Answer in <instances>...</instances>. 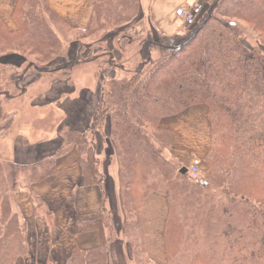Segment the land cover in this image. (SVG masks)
Wrapping results in <instances>:
<instances>
[{
	"label": "trees",
	"instance_id": "16d2710c",
	"mask_svg": "<svg viewBox=\"0 0 264 264\" xmlns=\"http://www.w3.org/2000/svg\"><path fill=\"white\" fill-rule=\"evenodd\" d=\"M95 1L91 21L80 33L88 32L95 20L101 0ZM207 3L197 23L185 33L147 34L139 45L140 61L132 71L115 63L110 51H104L111 58L110 64L123 68L126 74L104 80L89 132L60 130L62 140L55 156L76 146L84 185L103 189L101 159L93 135L98 131L107 138V125L120 163L121 192L130 194L134 201L150 171L166 176L171 170L154 140L153 133L169 131L159 126L161 118L206 104L213 138L206 157L209 170L196 180L180 173L182 182L173 183L169 193H163L169 202L165 230L168 264L196 244L203 236L201 222L217 208L224 237L218 252L208 256L204 250H189L179 258L185 259L180 264H264V0ZM14 16L19 25L16 32H10L0 20V56L14 53L24 62L33 57L22 74L11 77L15 89L22 94L25 88L21 83L30 69L61 72L67 79L73 64L82 58L51 67L47 63L61 56L70 27L50 10L46 0H18ZM121 17L128 24L134 14L125 13L110 22L117 25ZM252 34L254 42L248 39ZM154 50L159 52L156 58ZM8 93L0 90V118L2 95ZM55 163L54 157L32 166L28 181L52 175ZM15 166H7V175L0 179V264H15L30 252L27 223L13 207L19 175ZM210 190L220 192L223 201L219 207ZM106 200L103 191L102 214L77 224L81 233L99 231L102 244L75 248L64 264H113L110 251L118 234ZM139 229L143 232L141 219ZM143 253L148 257L145 243ZM149 261L148 257L145 263Z\"/></svg>",
	"mask_w": 264,
	"mask_h": 264
},
{
	"label": "crops",
	"instance_id": "0c3cea01",
	"mask_svg": "<svg viewBox=\"0 0 264 264\" xmlns=\"http://www.w3.org/2000/svg\"><path fill=\"white\" fill-rule=\"evenodd\" d=\"M199 1L201 0H141L142 18L149 29L162 35L183 34L188 25L184 24L176 10ZM46 2L50 10L70 27L71 33L84 31L88 27L96 4L95 0ZM17 4L18 0H0V20L10 32H16L19 28L14 16ZM113 46L111 50H114ZM111 50V53L114 52ZM102 53L97 55H105ZM3 58H6L5 54L0 56V67L9 66L11 62L4 61ZM74 65L67 79L61 78L60 73L56 72L28 70L21 83L25 85V90L21 94L16 89L13 98L18 103L28 102V106H3L4 118L0 121L2 161L31 168L55 157V171L52 175L33 182L26 180L25 175L19 179L13 207L27 223L29 242L35 253L47 259L52 256L56 264H64L75 248L88 249L102 244L99 231L81 233L77 224L102 214L103 191L107 195L106 206L111 209L113 202L119 204L120 195L119 162L114 159L113 152L107 153L108 138L98 131L94 132V138L97 154L101 159L103 189L100 186L84 185L81 156L76 146L63 155L55 156L62 140L60 130L67 128L89 132L104 80L126 74L124 67H115L105 58L81 59ZM48 108L56 113L50 134L39 126ZM208 109L206 104L194 105L161 123V127L173 132L175 155L183 164L189 157L188 153H192L194 160L203 161L211 148ZM21 114L37 115L30 123V118ZM195 115L198 116L196 122ZM185 116L195 124L189 126V121L184 120ZM187 130L192 132L189 134L192 136V145L188 141L189 135H185ZM104 133H109L107 125ZM4 147H7L5 151ZM168 213V197L157 191L150 192L141 205L140 218L145 248L153 264L167 263L165 230Z\"/></svg>",
	"mask_w": 264,
	"mask_h": 264
},
{
	"label": "rangeland",
	"instance_id": "374dc122",
	"mask_svg": "<svg viewBox=\"0 0 264 264\" xmlns=\"http://www.w3.org/2000/svg\"><path fill=\"white\" fill-rule=\"evenodd\" d=\"M200 2L203 4V11L204 9L206 10V7L208 6V0H201ZM98 5L99 7L97 8V14H95L94 16L95 20L91 24L88 32L71 33L68 34L67 37L65 36L66 41L63 43L64 51L62 52L61 56H58L54 58L51 62L47 63V66L51 67L53 65H58L65 60L72 61L73 59L76 60L77 58L90 59L96 56L98 53L110 51L112 49V45H114V50L111 51H114L112 52V54L115 57V63L124 64V69L128 68L130 71L136 68L137 64L140 61V56L138 55L140 42L144 37H146L147 34L153 32L151 29H149V27L146 26L147 23L142 18L143 13H141V0H101ZM125 13H129L131 16L134 14V17L130 23L124 24L125 17H121L118 22L119 24L117 25L111 23L115 22L113 19H117L119 15L121 16ZM192 27L193 25H188L186 31L190 30ZM248 39L251 42H254L253 40L255 39V36L252 34L248 37ZM158 56L159 52L157 50H154V57L156 58ZM5 57L6 58H3V60L10 61L11 63L9 66L0 67V90L7 89L10 93H8V95H2L1 106H14L19 104H25L28 106L29 103L26 101L23 103L13 101V98L15 96L14 91H16V89L14 88L13 79L11 77H15L17 75L22 74L30 63V61L33 60V57H28L29 59L25 62L22 56L16 55L14 53H8L5 55ZM97 58H105L108 60L111 59L109 55H100L97 56ZM58 73H60L59 76H61V72ZM61 78L63 77L61 76ZM21 85L25 87L24 84ZM189 108L185 109L184 111L188 110ZM45 111V117L43 118V120H41L39 126L44 128L47 134H50L53 126L52 121H55L54 119L56 118V113L51 112V109L49 108ZM178 114L162 117L159 126L161 127V123L164 119L177 116ZM21 115L23 117H26L27 119L30 118L31 123L34 121L37 114ZM3 118L4 113H2L0 121L3 120ZM184 120L189 121V126L191 124H195L191 122L187 116L184 117ZM197 120L198 116L195 115L194 121L196 122ZM161 128L163 130H169L163 127ZM172 133L173 132H171V130H169L168 132L163 131L158 132L156 134L153 133L154 137L156 139L158 138L157 140L154 138V140L158 145H160L164 156L169 160V166L171 167V170L168 175L165 176L163 174H160L159 171H150L149 173H151V175H149L148 178L146 177L145 185L142 188L143 191L140 195L137 196L136 200L132 201L130 194L124 195V193L121 192L120 188V195L118 196L119 204H115V202H113L112 209L108 207V209L112 211L113 225L116 228V233L118 234L117 239L111 245V247H113L111 248L110 256L113 264H147L145 263V260L148 261V257L143 253V232H141V230L139 229L141 219L139 211L141 206V200L144 198V195L148 191H159L160 193H169L168 190L171 189L173 183L182 182L179 167L188 166L194 161L195 157L192 155V153L188 152L187 153L189 154V157L186 160L185 164H183L177 158L173 145L174 134ZM189 134H192V132L187 130L185 135ZM107 138L109 141L107 153L111 154V152H113L112 154H114V159L119 162L115 149L109 139V133L107 134ZM191 139L192 136L189 135L188 141L190 145H192ZM212 144L213 138L211 146ZM190 145H188V147L192 150V147ZM181 146L183 145H180V147ZM6 149L7 147H4V151ZM9 165L13 166L14 164H12L11 162L2 161L0 159V179L5 178V175H7L5 169H7V166ZM16 168H18L19 175L17 177L18 184L15 185V189L18 188V185L20 184L19 179L22 176L25 175L27 177L26 180L31 177L29 176L30 174L28 169H25L24 167L18 165ZM208 170L209 166L207 163V158H205L203 161H200V177L202 175H205ZM210 191L213 192L212 190ZM213 193L215 194L214 204L219 207V205L223 201V198L219 194L220 192L216 191ZM219 216L220 213L217 208L213 210L206 222H201L203 227V236L196 242L195 245L188 247L189 250H204L206 255L208 256H213V253L218 252L221 243L224 241L223 227L218 221ZM116 241L117 244H114ZM189 250H182L177 257H174V261L172 262V264H180L181 262H184L185 259H181L179 261V258L184 257L188 253H190ZM29 251L30 252L28 253L29 255L27 257H19L15 264H56L52 256L47 259L45 257H40L39 255H37L30 242ZM149 264L153 263L149 261ZM166 264H168V259Z\"/></svg>",
	"mask_w": 264,
	"mask_h": 264
},
{
	"label": "built area",
	"instance_id": "2783aa9c",
	"mask_svg": "<svg viewBox=\"0 0 264 264\" xmlns=\"http://www.w3.org/2000/svg\"><path fill=\"white\" fill-rule=\"evenodd\" d=\"M203 10V5L200 2H195L187 7H180L177 9V15L188 25L196 23L198 16ZM199 161L195 160L188 169V173L191 179L196 180L199 176Z\"/></svg>",
	"mask_w": 264,
	"mask_h": 264
},
{
	"label": "water",
	"instance_id": "95a60500",
	"mask_svg": "<svg viewBox=\"0 0 264 264\" xmlns=\"http://www.w3.org/2000/svg\"><path fill=\"white\" fill-rule=\"evenodd\" d=\"M187 167L186 166H183L181 169H180V173L183 174V175H187Z\"/></svg>",
	"mask_w": 264,
	"mask_h": 264
}]
</instances>
